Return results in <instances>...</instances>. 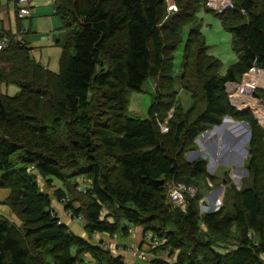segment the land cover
Returning <instances> with one entry per match:
<instances>
[{"label": "trees", "instance_id": "trees-1", "mask_svg": "<svg viewBox=\"0 0 264 264\" xmlns=\"http://www.w3.org/2000/svg\"><path fill=\"white\" fill-rule=\"evenodd\" d=\"M231 2L216 13L206 0H174V12L167 0H54L63 30L55 40L57 72L16 41L25 30L14 10V32L0 18V36L10 39L0 51V83L18 87L12 96L0 93V189L8 190L3 203L17 221L0 215V264H125L89 238L126 236L128 226L156 235L160 244L152 249H168L170 264H264V126L249 109L231 106L225 91L252 66L264 70V0ZM200 8L231 34L236 60L222 75L196 19ZM184 26L176 77L173 53ZM148 78L154 92L146 116L129 115L128 93ZM177 83L188 94L187 108ZM255 92L264 100V88ZM224 116L249 126L247 176L237 188L224 172L221 205L201 213L199 188L216 177L205 159L188 162L184 154ZM78 176L88 180L84 191ZM39 180L60 186L51 196ZM170 182L195 188L193 196L185 191L184 210L167 204ZM65 196L87 237L58 222L53 198ZM149 264L169 262L158 257Z\"/></svg>", "mask_w": 264, "mask_h": 264}, {"label": "rangeland", "instance_id": "rangeland-1", "mask_svg": "<svg viewBox=\"0 0 264 264\" xmlns=\"http://www.w3.org/2000/svg\"><path fill=\"white\" fill-rule=\"evenodd\" d=\"M2 2L4 6H6L7 0H2ZM167 3H169V0H167ZM171 4H174V0L171 1ZM11 10H12L11 6L8 5L6 11L10 13ZM195 15L197 22L200 24V31L204 38L205 44L208 46V54L217 58L221 62V68L219 69V74L222 75L224 74L227 66L236 60V55L231 48V34L222 28L220 24V20L218 19V17L215 16L213 12H206L203 8H200ZM188 28L189 26L183 27L181 32V42L178 44L176 50L173 53L174 54L173 69H174V75L176 77L180 75V70L183 60L182 51H183V46L185 43L186 33L188 31ZM35 57L37 58V56ZM47 67L53 72H57L58 63L57 65L55 64V66L49 65ZM253 71H256V73H253L256 74L255 78L254 77L252 78L251 76ZM253 71L251 70L249 72L244 73L242 77L243 78L242 82L231 83V84L228 83L227 85V88L235 97V104H237L238 106H240V102H242V105L244 107L250 105L251 98H247L246 95L251 90L252 87H258L255 90L264 88V70L255 69ZM176 87L178 90V96H177L178 100L180 101V103H182L184 108H187L190 103L188 94L182 91L181 88H179L178 83L176 84ZM17 91H18V87L14 84L5 85L4 83H0V93L2 94H7L12 96ZM153 92H154V80L152 78H148L145 80L140 91H130L127 95V99H128L127 113L132 116L144 118L146 116L147 108L150 105ZM255 93L256 92L252 93L251 97L256 99L257 101H260L259 102L260 104L263 103L264 100L256 98ZM169 115L170 113H168V116ZM234 123H236V121L232 119V121L226 123L225 130L221 129L220 133L223 134L222 137L224 136L223 140L221 141L222 143L219 142L220 136L217 135V133L216 134L208 133L202 138L197 137L195 139V148L193 150L185 152L184 154V158L188 162L198 157L205 159L206 171L208 172L209 175H214L216 177L215 183L212 184L208 179H206L207 186L206 187L202 186L201 188H199L202 194V198L200 200L205 202L203 203L200 202L199 200V210L201 213L210 210H217L221 205L223 190L224 187L227 185V182L223 180L224 172L227 171V177L230 179L232 184H234V186H236L237 188L240 187L242 178H245L247 176V171L245 169V162H246L245 160L247 154L244 155L243 151L244 150L247 151V144L249 141L248 129L245 127L244 124L237 123L240 125V127H242L243 133L241 136H237V138H235L233 132H231L230 130L228 131V129H230V127ZM261 126H264V124H262ZM161 128L163 129L164 126H161ZM231 147L233 149H231ZM76 181L78 184L77 188H79L78 190L83 189L88 185V180L84 179V177L82 176H78ZM39 185L43 191H47L52 196V190L60 186V183L54 181L50 187H47L43 184L42 180H39ZM219 188H222L221 194L217 193ZM195 193L196 190L194 194ZM215 195H217L216 199H215ZM54 201L56 200L53 198V202ZM167 204L169 206L173 205L168 202ZM215 207L218 208L214 209ZM0 215L2 216L5 215V217L8 218V216L10 215V209L6 205L1 206ZM11 220L17 222L16 219L12 217V215H11ZM135 229L141 230L142 228L135 227ZM147 234L149 235V232ZM94 241H98V240L96 239ZM262 258L264 260V256H262Z\"/></svg>", "mask_w": 264, "mask_h": 264}, {"label": "crops", "instance_id": "crops-1", "mask_svg": "<svg viewBox=\"0 0 264 264\" xmlns=\"http://www.w3.org/2000/svg\"><path fill=\"white\" fill-rule=\"evenodd\" d=\"M30 1V14L20 20V24L25 26V32L20 35L21 40L30 48L31 56L40 64L45 67L51 65L55 66L58 63L59 55L61 52L60 45L55 43V40L63 37L62 22L60 17L55 13L54 0H29ZM172 0H169V3ZM8 5L12 10L9 13L7 10ZM2 0H0V18L2 19V25L4 29L15 31L16 19L13 12L11 0H7L6 6H4ZM37 56V58L35 56ZM52 62V63H50ZM48 68V67H47ZM240 123V121H236ZM8 190L0 189V207L5 205L3 200L7 197ZM52 208L61 219L62 223L66 224L69 229L76 235L81 237H87L83 231L82 224L80 222L72 221L68 216L64 214L63 205L58 201L52 202ZM15 216L10 212L9 219ZM5 216V215H4ZM144 231L136 230L129 236L118 235L116 239L108 238L106 234L91 235L89 239L100 241L109 240L111 242V253L116 256H120L125 264H129L134 261V256L131 252L125 248L127 245L135 244L140 249H145L144 242H142ZM93 241V240H92ZM116 243L122 246V250H116ZM145 247V248H144ZM149 264V263H145Z\"/></svg>", "mask_w": 264, "mask_h": 264}, {"label": "built area", "instance_id": "built-area-1", "mask_svg": "<svg viewBox=\"0 0 264 264\" xmlns=\"http://www.w3.org/2000/svg\"><path fill=\"white\" fill-rule=\"evenodd\" d=\"M12 5H13V10L15 11L16 15L19 18H25L30 14V1L29 0H11ZM206 5L210 10H213L216 13L222 12L228 8L232 7V2L231 0H206ZM167 11L169 12H174L176 11V7L174 6V4H170L168 3L167 6ZM25 30V26L21 25L20 27V32L23 33ZM20 33L15 35V39L16 41L21 42V38H20ZM10 43V39L8 36H0V51H2L3 49H5ZM257 70V66H252L248 72L250 70ZM243 81V78L241 80V82ZM232 82H230L231 84ZM234 83V82H233ZM228 83L225 84V91L227 93L229 102L231 104V106H233L234 108H236L237 110H243L248 108L250 110L251 113H253L252 115H254L253 117L257 120V122L262 125L264 124V102L263 103H259L260 101H257L256 99L251 97V94L255 92V89L258 87H252L251 90L247 93L246 97L247 98H251V102L250 105L244 107L242 105V102H240V106H238L237 104H235V97L232 95V93L229 91V89L227 88ZM162 129V128H161ZM162 130H165L164 128ZM81 191H84L85 189H80ZM185 191H187L191 196L194 195V188L193 187H186L184 184L181 183H175V182H170L168 184V189H167V201L168 203H171L173 205H176L178 207H180L182 210L185 209L186 206V200H185V196L184 193ZM218 200V199H217ZM60 204L63 205V211L64 214L66 216H68L72 221L75 222H80L81 224H83V217L81 214H73L72 210L70 208H66V204L68 202V198L67 196L62 197L60 199ZM200 202H203L202 200H200ZM220 202V201H219ZM216 208V207H215ZM218 208V207H217ZM56 213V212H55ZM54 213V214H55ZM57 215V214H55ZM58 217V222L61 223V219ZM134 228L133 226H128L126 233L127 235L131 236L134 233ZM96 233L92 234L93 236ZM97 235V234H96ZM118 233H114L112 235H107L109 236L108 238H112V239H116L118 237ZM144 241L142 240V242H144L145 245V249H140V247L138 245L135 244H131V245H127L126 246V250L131 252L134 256V261L130 262L129 264H145V263H149V261L153 258H163L165 259L167 262H169V264L171 263L170 261L172 260V256L169 255V250L168 249H164L162 250L160 253L158 252H154L152 250V248H155L157 246H159L160 244V240L159 238L154 235V234H147L144 233L143 236ZM100 244L110 250L111 249V242L110 239L109 240H100L99 241ZM122 249V246L118 243H116L115 245V249L119 250ZM111 251V250H110Z\"/></svg>", "mask_w": 264, "mask_h": 264}, {"label": "bare ground", "instance_id": "bare-ground-1", "mask_svg": "<svg viewBox=\"0 0 264 264\" xmlns=\"http://www.w3.org/2000/svg\"><path fill=\"white\" fill-rule=\"evenodd\" d=\"M229 123V121H227L226 120V122H225V124H223L221 127H216L214 130H212L211 132H209V133H211V134H216L217 133V135H219L220 136V138H219V142L220 143H222L221 141L223 140V137H222V135L223 134H221L220 132H221V129L223 130H225V125H226V123ZM241 123V122H240ZM230 124H232V123H230ZM231 131V132H233V134L235 135V138H237V136H241L242 135V127H240V125L239 124H237V123H234L231 127H230V129H228V131ZM234 145V144H233ZM200 147H201V145H200ZM231 149H233L232 147H231ZM235 149V148H234ZM243 154L245 155V150L243 151ZM145 248V247H144ZM122 250V249H121ZM153 250V249H152Z\"/></svg>", "mask_w": 264, "mask_h": 264}, {"label": "water", "instance_id": "water-1", "mask_svg": "<svg viewBox=\"0 0 264 264\" xmlns=\"http://www.w3.org/2000/svg\"><path fill=\"white\" fill-rule=\"evenodd\" d=\"M226 120L232 121V119H231L229 116H224L220 125H217V126L215 125V126H213L211 129L206 130V131H204L203 133H201L198 137L202 138V137H204L205 135H207L209 132H211L212 130H214L216 127H221V126L224 124V122H225ZM240 122H241L242 124H244L245 127L248 129V140H249V138H250L249 126H248V124H247L245 121H240ZM246 154H247V151H245V155H246ZM221 192H222V188H219L217 193H218V194H221ZM216 197H217V195H215V199H216ZM203 203H205V202L203 201ZM214 209H217V208H214Z\"/></svg>", "mask_w": 264, "mask_h": 264}]
</instances>
